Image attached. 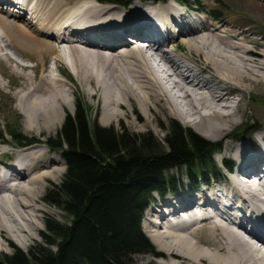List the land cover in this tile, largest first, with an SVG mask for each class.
<instances>
[{
  "label": "bare ground",
  "instance_id": "6f19581e",
  "mask_svg": "<svg viewBox=\"0 0 264 264\" xmlns=\"http://www.w3.org/2000/svg\"><path fill=\"white\" fill-rule=\"evenodd\" d=\"M11 1L0 0L4 38L40 59L51 54L59 61L56 47L70 46L64 51L66 64L83 89L101 102L102 124L133 116L136 123L157 124L156 108L164 104L170 115L224 143V151L215 152L230 172L222 175L216 164L215 178L205 176L194 190L185 187L162 197L156 210H146L150 237L159 250L152 255L165 259L158 264H264V129L243 140L235 135L256 112L262 117L256 108L245 115L243 100L245 94L264 95V39L226 31L212 18L191 17L179 0L134 3L130 10L77 0L83 7L72 17L61 0H30V8ZM157 9L164 17L162 28L153 16ZM174 23L186 53L174 44ZM53 77L42 76L37 87L21 96L19 108L28 129L57 127L71 107L70 91L59 76ZM32 79L26 77L29 83ZM41 148H26L12 162L0 161V235L14 244L26 245L38 231L36 213L41 212L45 180L60 173L54 168L58 161L49 160ZM252 175H258L256 182ZM208 209L213 216H207ZM202 229H210V236L208 231L200 242L196 237Z\"/></svg>",
  "mask_w": 264,
  "mask_h": 264
},
{
  "label": "trees",
  "instance_id": "16d2710c",
  "mask_svg": "<svg viewBox=\"0 0 264 264\" xmlns=\"http://www.w3.org/2000/svg\"><path fill=\"white\" fill-rule=\"evenodd\" d=\"M179 1L205 9L199 0ZM211 13L221 16L220 10ZM6 134L19 146L36 140L20 128L7 127L6 133L0 128L4 143ZM162 142L152 132L130 133L90 123L79 100L75 114L66 116L56 138L48 143L51 149L61 150L67 169L44 197L71 219L62 223L46 215L45 241L28 251L16 247L0 257V264H131L132 256L154 252L141 222L155 192L178 188L167 172L175 167L187 169L196 160L209 170L188 173L190 181L194 176L195 183L205 176L215 178L212 155L221 149L174 119Z\"/></svg>",
  "mask_w": 264,
  "mask_h": 264
},
{
  "label": "rangeland",
  "instance_id": "374dc122",
  "mask_svg": "<svg viewBox=\"0 0 264 264\" xmlns=\"http://www.w3.org/2000/svg\"><path fill=\"white\" fill-rule=\"evenodd\" d=\"M61 1L63 4H65V7L63 8L64 11H68L69 9H72L70 10L71 13L70 17L74 15H78V13L82 10L83 4L80 5L81 3L77 2V0H61ZM202 2L205 3V6L208 10L221 11V16L217 18L218 20L212 18V21H215V24H218V26L224 27L226 31L229 30L236 33L249 32L248 34L254 37L255 39H257V41L264 39V0H202ZM141 3L146 4L147 2H141ZM133 4L137 5L139 4V2L133 1ZM64 11L62 10V12ZM117 11L122 14V10L118 7H115L114 12ZM205 17L209 19L208 16ZM211 23L214 24L213 22ZM1 31L2 29L0 30V128H3L5 133L7 127L20 128L27 135L33 136L36 140L33 142L34 144L31 143V145L28 144L29 146L26 145L27 147L18 146L17 148L12 138L6 134V137L8 139L7 144L6 145L2 144L4 142L0 141V161L7 162L9 160V158L5 156V154L7 153H12L15 154L16 156H19V153H21L26 148L40 146L42 147L41 149L47 153L46 155L49 160L56 159L58 161V163L55 164L54 168L57 171L60 170V173H58L56 176V171L55 172L51 171L55 176L53 178H47L45 180V184L43 186L41 197L39 200V206L41 207V212L36 213L38 217L37 218V224L39 226L38 231L34 233L32 239L27 241L26 245H20L16 243L14 244L8 241V239L6 238L4 239L0 235V257H2L4 254H11L16 247L22 249L23 251H28L32 245L37 243H43L45 241L44 234H47L48 232L47 226L45 224L46 215L49 214L55 216V218L62 223H66L70 221L71 219L70 215H68L65 211H63L62 209L58 208L55 205L47 204L44 200L47 191L52 188V185L61 182L67 169V164L60 152L61 150L59 151V150L50 149L48 148L47 145L50 139L56 138L58 132L63 127L66 116L68 114H70L71 116L75 114L77 103L79 102V100H80V104L86 110L90 123L96 121L100 126L113 127L118 131L127 130L130 133L152 132L158 138L159 142L164 144V142H162L163 138L170 127V122L174 119L177 120L184 128H190L192 129V131H194L201 137L205 138L206 140L217 143V141L209 139L196 128L180 120L178 116L170 115L167 109L168 107L167 108L164 107V104L156 108L155 119H157L158 121L157 124L156 121L152 125L147 124V126L145 124H142L141 122L136 123L135 116H133L134 118H131L130 120H122L119 124L117 123L113 125L102 124L100 122L101 102L98 101V98L95 99V97L89 95L88 92L85 89H83V86L78 83L76 77L73 75L70 68L67 66L64 57H60L59 61H57L55 59L56 57H52L50 54L49 56L46 55L42 59H40L38 56H35L30 52L12 46L11 45L12 43H10L9 40H6L7 38H4V35L2 34L3 31L2 32ZM31 35L32 34H30V36ZM177 41L180 42L181 47L180 44H176V42L174 44L178 46L179 50L180 48H183L182 52L186 53L188 51V48L182 43L181 38H177ZM170 43L172 42L169 41L168 45ZM69 48L70 46H63L59 48L56 47V50L57 49L61 50L59 54L63 55L65 52H68L67 49ZM56 50H53L54 53ZM61 52L64 53L62 54ZM43 60L45 61L44 63ZM48 71H50L49 73L51 74V76L48 73ZM53 74L59 76V80H62V83L65 85L64 87H66V89L70 91L69 101L71 107L70 109L67 108L66 110L63 111L62 123H60V125H58L57 127H54L52 129H46V128L28 129L27 124L25 122L26 119L24 118L23 115L24 112L22 113V111L19 108L21 104V96L26 94L25 92H27L28 89L32 90V88L37 87V85L41 83L40 78L42 76L43 77L48 76V78L49 77L54 78ZM25 76L30 78L32 77L33 78L32 83L26 81ZM258 87H259L258 85L254 84L253 89L257 88L258 91ZM77 96L79 99L76 98ZM244 99L245 101L243 100V106L245 107V115L247 114L249 115L250 113H252L253 108H256V111H258V114L262 117H257V112H256V115L254 117H250L249 119H247V123L235 131V135H238L239 138H242L240 140L252 137L256 135V133L264 129V95L255 92L251 96L245 94ZM131 122L133 123L134 127L131 126ZM218 144L221 145L220 147L221 151L222 150L224 151V143L223 144L218 143ZM59 157L62 160H60ZM212 157L215 160L218 167L220 168L221 174L226 175L227 171L222 166L220 155L214 152ZM203 164L204 163L194 160L188 166L189 167L187 168L188 170L184 166L177 168L175 167L169 170L166 174V177H168V179L174 178L175 181L177 182L178 188L169 189V192H167L163 197H167L168 195L170 196L174 192H181L185 187H187L188 189L189 187H193L191 190H194L195 185L198 184L200 180L199 182L195 183L196 177L194 176L193 179L194 182L190 181V178L188 177V173L190 172L194 173L195 171L207 172L209 168L205 164L204 165ZM210 182L214 183V180ZM201 183L203 182L201 181L199 184ZM154 195L156 196V201L164 199L162 197L159 199L160 196L157 195V193H155ZM152 208L156 210V207H152ZM152 208L149 209L148 211H151ZM147 212L145 214L146 218L143 219L142 221V229L144 232H145V228L149 224L148 217L150 216L147 215ZM208 231L210 236V229H202L199 232L200 234L198 233L196 239L200 240V242H203L204 241L203 238L208 235ZM202 235L204 237H202ZM147 236L154 244V249L156 251H159L157 249V245L152 240V238L149 235ZM202 247L204 248L205 246ZM131 259H132L131 264H151L152 262L158 264L161 261H165V259L163 258H158L153 256L152 252L137 254L132 256Z\"/></svg>",
  "mask_w": 264,
  "mask_h": 264
}]
</instances>
